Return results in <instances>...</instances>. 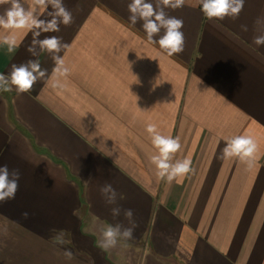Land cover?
Segmentation results:
<instances>
[{
  "label": "crops",
  "instance_id": "1",
  "mask_svg": "<svg viewBox=\"0 0 264 264\" xmlns=\"http://www.w3.org/2000/svg\"><path fill=\"white\" fill-rule=\"evenodd\" d=\"M63 2L73 23L40 39L69 45L64 88L52 87L54 62L41 53L48 74L30 92L0 90V166L20 172L15 198L0 203V264H264V45L253 43L264 0H245L237 19L209 20L200 0L166 8L183 20L184 51L173 56L129 21L130 0ZM12 32L18 47L0 44V74L37 58L32 34L0 28V37ZM149 123L179 137L173 162L192 161L180 182L157 176ZM236 135L257 143L251 166L221 157ZM117 206L138 226L128 248L105 251L99 228L130 226L123 211L113 218ZM61 231L70 243L54 242Z\"/></svg>",
  "mask_w": 264,
  "mask_h": 264
},
{
  "label": "clouds",
  "instance_id": "2",
  "mask_svg": "<svg viewBox=\"0 0 264 264\" xmlns=\"http://www.w3.org/2000/svg\"><path fill=\"white\" fill-rule=\"evenodd\" d=\"M10 5L0 13V28L4 30L27 29L32 34L31 44L27 51L36 59H29L19 65L12 64L9 74H0V90L11 91L15 87L17 94L28 93L33 86L44 79L48 70L42 68L38 56L41 53L50 55L54 62L52 69L51 83L53 88H64L61 78H67L70 69L65 65L64 58L60 53L69 47L62 42V38L56 35H46L40 39L42 33H57L60 25L70 26L74 17L72 12L66 8L63 0H32V4L25 8V0H0V5ZM245 0H200L201 11L209 19L224 20L225 18L237 19L244 8ZM185 5V0H155V4L150 0H130L128 19L135 25L142 22L143 30L147 39L153 43H158L168 56H173L184 51L185 36L183 31V20L175 16H169L165 9H178ZM49 6L51 10L49 11ZM40 9H44L46 15ZM45 17V18H41ZM261 26V34L253 38V43L257 46L264 45V20L260 18L256 21ZM246 31V26H243ZM163 30V34L161 32ZM158 37V39H154ZM0 44L7 45L8 51L12 52L18 47V42L14 32L0 37ZM39 48L37 53L36 48ZM146 131L151 138L152 146L157 150V154L150 156V162L157 170V176L165 180L168 184L173 181L180 182L188 173L192 171V161L190 159L175 160L174 154L181 149L179 137H172L162 134L156 124L149 123ZM222 149L223 159L238 158L251 166L255 160L257 143L250 135H236L226 139ZM20 172L18 169L9 171L7 165L0 166V203L14 199L19 188ZM107 204H116L117 191L111 184H105L100 189ZM123 198V197H121ZM123 211L124 217L129 225L125 227L121 223L106 224L99 228V247L105 251L116 249H126L129 247L128 241L134 239V231L138 226L134 220L132 209H121L119 206L113 207L111 213L113 218L120 216ZM25 219L29 213H22ZM56 244L65 245L70 243L64 237V233L57 232L53 237ZM139 251V249H137ZM63 256L67 260L73 259V253L65 249Z\"/></svg>",
  "mask_w": 264,
  "mask_h": 264
}]
</instances>
